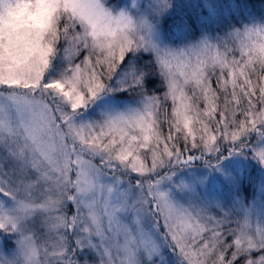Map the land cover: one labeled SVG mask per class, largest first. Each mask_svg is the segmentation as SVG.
I'll use <instances>...</instances> for the list:
<instances>
[{
  "label": "snow or ice",
  "instance_id": "6c2138e0",
  "mask_svg": "<svg viewBox=\"0 0 264 264\" xmlns=\"http://www.w3.org/2000/svg\"><path fill=\"white\" fill-rule=\"evenodd\" d=\"M218 8L0 0V264H264V19Z\"/></svg>",
  "mask_w": 264,
  "mask_h": 264
},
{
  "label": "trees",
  "instance_id": "16d2710c",
  "mask_svg": "<svg viewBox=\"0 0 264 264\" xmlns=\"http://www.w3.org/2000/svg\"><path fill=\"white\" fill-rule=\"evenodd\" d=\"M215 3L219 6L218 10L221 16L226 21H231L232 23H236L237 20H240L243 16L246 15V13H258L261 11V0H215ZM204 13L207 12L206 9H200ZM200 10L196 13L191 14V23L195 27L197 16L200 14ZM244 18V17H243ZM179 19L178 16L170 17L164 27L165 30L168 28L173 29L175 28L176 22ZM217 31H220V29H217ZM249 159L250 164V171L248 175L255 174V172L260 168L259 163L257 160L252 159L251 156H247ZM244 185V186H243ZM243 189L248 193L249 186H251L250 182H247L246 184L242 183Z\"/></svg>",
  "mask_w": 264,
  "mask_h": 264
},
{
  "label": "rangeland",
  "instance_id": "374dc122",
  "mask_svg": "<svg viewBox=\"0 0 264 264\" xmlns=\"http://www.w3.org/2000/svg\"><path fill=\"white\" fill-rule=\"evenodd\" d=\"M113 3L116 2V0H112ZM261 11L258 13H246L245 16H243L240 20H246L247 17H255L256 19H264V0H261ZM206 13H204L202 10H200V14L199 15H206ZM175 29V28H174ZM76 62H79L78 60ZM255 142L253 141V146H254ZM237 160L242 163L243 165V178L240 184V190L238 195L242 196L245 200L251 202L253 200V196L257 194L258 192V186L261 182L262 179H264V164H260L259 163V169L255 172V174H251L248 175L249 171H250V164H249V159L246 157H238ZM247 183L250 182L251 186H249L248 189V193L245 191V189H243L242 183ZM259 207V205H258ZM233 219L235 220L236 217H233ZM252 221L253 224H256V222L258 221V215H255L252 217ZM234 226V225H233ZM9 246H11V242L9 243Z\"/></svg>",
  "mask_w": 264,
  "mask_h": 264
}]
</instances>
